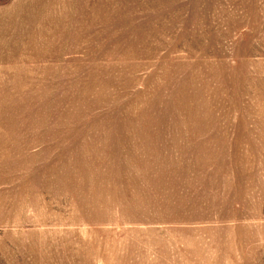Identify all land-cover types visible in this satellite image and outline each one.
<instances>
[{
  "label": "rangeland",
  "instance_id": "1",
  "mask_svg": "<svg viewBox=\"0 0 264 264\" xmlns=\"http://www.w3.org/2000/svg\"><path fill=\"white\" fill-rule=\"evenodd\" d=\"M0 264H264V0H0Z\"/></svg>",
  "mask_w": 264,
  "mask_h": 264
}]
</instances>
